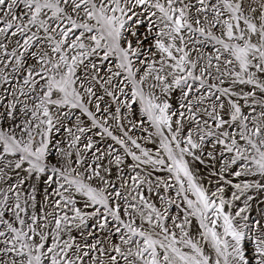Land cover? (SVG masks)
<instances>
[{"label":"snow or ice","instance_id":"obj_1","mask_svg":"<svg viewBox=\"0 0 264 264\" xmlns=\"http://www.w3.org/2000/svg\"><path fill=\"white\" fill-rule=\"evenodd\" d=\"M0 264H264V0H0Z\"/></svg>","mask_w":264,"mask_h":264}]
</instances>
